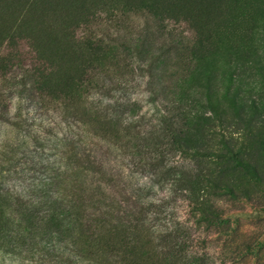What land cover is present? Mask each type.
<instances>
[{"label":"rangeland","instance_id":"rangeland-1","mask_svg":"<svg viewBox=\"0 0 264 264\" xmlns=\"http://www.w3.org/2000/svg\"><path fill=\"white\" fill-rule=\"evenodd\" d=\"M261 2L249 4L246 11L231 17L213 41L209 57L214 78L198 81L200 69L193 75L199 84L209 82L213 92V103L201 109L204 114L209 116L215 111L230 124H239L240 114L248 124L234 134L240 162L230 163L231 169L223 159L204 164L211 176L219 173L218 182L232 188L236 199L213 195L221 190L197 184L187 161L176 158L178 162L173 164L167 160L158 163L154 149L142 142L137 146L144 150L133 155L132 160L121 162L117 158L114 144L126 148L136 144L130 131H155L156 109L148 102L147 79L132 45L146 21L144 14L109 17L103 13L82 27L80 35L91 34L97 42L114 48L97 83L88 91L90 97H84L79 107L89 120L81 140L74 119L66 121L70 130L60 126V114L52 106L36 111L28 107L29 119L8 124L6 116L18 102V90H25L21 98L27 105L34 99L28 86H23L33 57L26 44L20 45L18 61L0 72V168L11 170L6 175L0 173V182L7 191L3 193L39 198L36 210L40 216L57 207L56 202L63 197L67 204L81 205L86 220L95 205L102 203L110 221L104 229L105 239L97 244L91 240V225L87 223L82 228L83 236L78 238L82 257L76 256L71 245L76 236L73 239L72 232L68 236L67 232L61 245L55 246L53 239L46 238L40 253L27 261L21 258L24 254L8 257L0 264H115L109 253L120 246L126 249V264H264V22L258 21L260 11H264ZM148 23L149 40L156 47H170L168 37L154 36L156 22L152 19ZM236 50L250 51L252 56L237 69L232 67L237 62ZM205 62L201 65L206 66ZM168 68L162 75L166 86L174 84L181 74L179 68ZM228 88L238 93L236 99L226 94ZM202 98L205 102V96ZM156 100L166 102L162 95ZM92 181L97 186L93 193L87 190ZM189 186L206 190V199L221 212L223 223L207 226L206 221L199 220L200 213L188 199ZM4 209L9 216L11 210L5 205ZM118 213L124 222L120 225L115 222ZM26 244L29 256L33 242L29 239Z\"/></svg>","mask_w":264,"mask_h":264},{"label":"trees","instance_id":"trees-1","mask_svg":"<svg viewBox=\"0 0 264 264\" xmlns=\"http://www.w3.org/2000/svg\"><path fill=\"white\" fill-rule=\"evenodd\" d=\"M257 2L261 0H0V72H5L13 61H18V50L22 44L28 46L33 57L28 80L23 81V86H28V92L34 99L27 105L21 98L25 90H18V102L12 113L6 116L7 122L12 126V121L24 117L29 119L28 107L36 111L52 106L60 114V126L64 125L70 130L66 121L74 119L81 140L88 131L89 120L84 118L79 107L84 97H90V87L97 83L101 68L114 48L97 42L96 36L91 34L80 35L81 29L103 13L109 17L142 13L146 21L132 45L147 79L148 102L156 109L155 131H130L131 139L136 144L127 148L114 144L117 158L121 162L132 160L133 155L144 150L137 146L142 142L154 149L158 163L167 160L173 164L178 162L176 158L187 161L197 184L211 190H221L219 193L213 192V195L225 194L236 199L238 196L232 188L218 182L219 173L211 176L210 169H206L204 164H216L223 159L227 161V169H231L230 163L240 162V147H236L234 134L246 129L248 124L240 114L239 124L227 123L215 111L209 116L204 114L201 109L213 103V92L209 82L199 84L193 75L200 69L201 80L198 81L214 78L211 71L213 61L209 57L213 41L231 17ZM261 3L264 5V0ZM259 17L258 21L264 22V11H260ZM152 19L156 22L154 36L168 37L172 44L170 47L161 44L156 47L149 40L148 22ZM234 56L237 62L232 67L235 69L252 57L250 51L243 50H236ZM202 61H206L207 65L202 66ZM172 66L179 68L181 74L176 76L174 84L163 85L162 75ZM193 81H196L195 86L192 85ZM202 88L205 92L201 91ZM226 94L232 95L233 99L238 96V93H231L229 88ZM161 95L166 104L157 102V96ZM203 96L205 102H202ZM96 135L103 138L99 133ZM9 171L8 168H0L2 175ZM96 188L92 181L87 190L93 193L97 191ZM187 191L192 208L200 213L199 220L206 221L207 226L224 222L218 208L206 199L205 189L194 190L189 186ZM3 192L7 191L0 182V261L25 254L21 257L25 262L40 253L46 238L53 239L55 246L61 245L63 239L67 238L64 236L67 232V236L72 232L73 239L76 236L71 245L75 247L76 256L82 257L78 238H82V228L87 223L92 227L91 240L94 244L105 239L104 229L110 219L109 211L102 203L95 205L86 220V213L84 216L81 214V205L75 202L67 204L63 197L62 201L56 202L57 207L48 209L40 216L36 210L39 198ZM4 205L11 210L9 216L5 213ZM117 215L115 222L123 224L121 214ZM29 239L33 242V249L26 256ZM125 250L123 246L112 249L109 253L111 260L115 264H126Z\"/></svg>","mask_w":264,"mask_h":264}]
</instances>
